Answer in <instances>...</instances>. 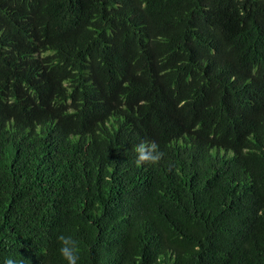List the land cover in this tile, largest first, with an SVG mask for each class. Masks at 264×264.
Returning a JSON list of instances; mask_svg holds the SVG:
<instances>
[{
    "label": "trees",
    "instance_id": "obj_1",
    "mask_svg": "<svg viewBox=\"0 0 264 264\" xmlns=\"http://www.w3.org/2000/svg\"><path fill=\"white\" fill-rule=\"evenodd\" d=\"M61 234L264 264V0H0V264H67Z\"/></svg>",
    "mask_w": 264,
    "mask_h": 264
},
{
    "label": "clouds",
    "instance_id": "obj_2",
    "mask_svg": "<svg viewBox=\"0 0 264 264\" xmlns=\"http://www.w3.org/2000/svg\"><path fill=\"white\" fill-rule=\"evenodd\" d=\"M133 151L136 153L135 163L137 166L144 164L156 165L164 155L155 141H142L133 146ZM57 241L60 245L58 251L61 257L67 261V264H78L81 253L78 240L71 235L61 234L57 237ZM3 264H17V261L9 257L4 260Z\"/></svg>",
    "mask_w": 264,
    "mask_h": 264
}]
</instances>
